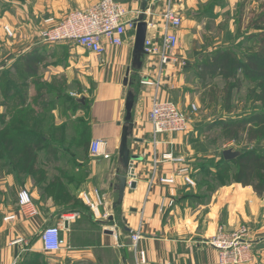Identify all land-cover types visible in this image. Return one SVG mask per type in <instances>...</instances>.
<instances>
[{
    "label": "crops",
    "instance_id": "1",
    "mask_svg": "<svg viewBox=\"0 0 264 264\" xmlns=\"http://www.w3.org/2000/svg\"><path fill=\"white\" fill-rule=\"evenodd\" d=\"M4 1V11H0V71L10 69L20 57L34 50L62 48L61 44L42 41L40 31L46 27L45 20L53 18L58 22L67 13L86 9L100 0ZM116 1L130 12L129 20L136 19L141 11V0ZM205 1L184 0L190 18L183 20L179 34L183 42L195 34L194 27L202 21L199 10L201 2ZM229 2L233 9L239 0ZM148 3V21L158 23L165 2L154 4L149 0ZM5 27L11 31L12 38L4 31ZM158 34L152 32L157 39ZM135 36L136 31L129 29L123 46H109L101 59L90 55L96 67L95 87L88 104L84 105L85 100L81 102L87 113L90 145L85 156L89 160L76 159L74 179L68 182L67 189L74 194L71 193L74 201L79 200L86 208L90 206L86 205L84 196L95 202L96 193L102 205L96 212L75 206L74 211L72 208L66 211L47 201L37 205L40 215L31 219L23 217L19 206L15 211L10 209L11 206L0 205V264L15 261L17 264H220L219 252L209 245L208 240L218 228L232 233L241 226L253 230L252 264H264V198H260L252 187L236 183L215 185L208 192L207 184L194 181L207 176L201 174L199 167L194 171L198 163L206 159L201 157L198 128L194 126L189 134L188 131L155 136L149 123L148 114L156 98L184 102L185 108L196 103L190 96H198L197 93L193 95L188 91L195 89L188 76L197 62L184 55L186 52L190 55L189 48L184 50L186 46L183 45V51L179 46L175 52L176 62L164 65L161 77L159 57L143 58L142 69L138 72L141 78L139 92L135 93L134 128L129 144L132 156H138L140 160L133 163V175L124 166L119 154L129 91L124 86V79L127 69L132 66ZM180 52L187 58L186 62L179 57ZM146 76L159 84L142 85ZM196 79L201 85L198 76ZM192 133H195L193 139ZM94 141L106 145L108 158L91 155ZM166 155H172L171 159H166ZM179 159L184 163L175 161ZM186 167L195 186L184 180L181 171ZM210 175L214 180L215 174ZM120 176L128 177L122 202L119 199ZM164 179H173L174 183H162ZM133 182L135 188H131ZM32 194L35 195V191ZM71 215L74 217L67 219ZM63 220L62 236L69 248L56 253L44 252L40 237L42 230L57 226ZM107 231L113 233L107 234ZM138 231L142 238L134 243L132 235ZM19 240L22 242L15 244Z\"/></svg>",
    "mask_w": 264,
    "mask_h": 264
},
{
    "label": "rangeland",
    "instance_id": "2",
    "mask_svg": "<svg viewBox=\"0 0 264 264\" xmlns=\"http://www.w3.org/2000/svg\"><path fill=\"white\" fill-rule=\"evenodd\" d=\"M176 3L182 9L183 19H189L184 0H176ZM201 3L199 11L203 19L194 27L195 34L188 36L184 42L180 39L181 51L183 45L186 46L184 50H190V55L187 52L184 54L188 60L191 58L198 63L219 48H229L240 56L257 52L261 38L260 29L254 24L264 16V0H239L233 9L229 0ZM5 4L6 1L0 0V11H4ZM7 29H4L6 33ZM8 36H12L11 31ZM53 44H61L62 48L55 47L53 50L56 53L47 48L39 51L42 60L36 76H27L23 64H19V70L0 71V205L11 206L10 209L15 211L19 209V194L24 190L31 191V194L35 191L32 196L39 206L49 201L60 210L65 208L68 211L75 206L91 211L79 200L74 201L75 197L67 187L68 182L74 179L76 159H85L86 148L90 145L87 113L81 102L85 100V106L89 102L95 87L96 67L91 56L80 51L81 48L75 44L66 41ZM185 56L180 52L179 57L184 62L187 59ZM53 67L59 69L54 70ZM194 71L197 72V69L191 70L188 77H191L195 89L188 91L193 95L197 93L198 96H190L196 103L185 108L184 102H171L189 117L188 134L194 126L199 130L197 140L203 154L201 157L205 156L206 159L198 163L194 171L199 167L205 172L200 171L201 174L207 176L194 181L207 184L210 192L215 185H220V181L212 180L210 174H218L217 178L221 175L222 171H218L214 164L216 160L218 163L223 159L225 150L245 153L258 148L264 152V140L262 143H250L242 135L234 140L230 136L231 131L225 130V124L261 111L264 107L255 99L256 93L260 92L259 81L243 77L239 72L241 85L234 87L232 95L228 96L223 78L208 80L202 86L196 81ZM138 72L132 69L130 81L133 85L128 87L129 91L134 90L135 93L139 92L141 77ZM230 83L236 84L234 80ZM191 135L193 139L195 133ZM235 168L231 167L227 177H224L228 185L234 183L232 175ZM242 227L253 231L249 226ZM252 241L255 245L253 237Z\"/></svg>",
    "mask_w": 264,
    "mask_h": 264
},
{
    "label": "built area",
    "instance_id": "3",
    "mask_svg": "<svg viewBox=\"0 0 264 264\" xmlns=\"http://www.w3.org/2000/svg\"><path fill=\"white\" fill-rule=\"evenodd\" d=\"M165 2V9L160 15L158 23L148 21L150 6L147 7L148 33L145 42L146 56L159 57L161 61V77L164 65L176 62V50L180 46L179 34L183 27L182 9L177 5L176 0H152V3ZM141 14L134 20H129L130 12L126 7L116 0H100L86 9L75 10L67 13L62 20L56 22L53 18L45 20L44 29L40 31L43 42L56 43L61 41L71 42L81 48L85 53L103 58L109 46L121 47L127 41L129 29L136 31V22ZM152 32L159 33V38L152 35ZM7 34L10 31L7 29ZM155 34V33H154ZM144 85H156L159 81H152L150 76L142 80ZM149 123L153 127L155 136L162 134H183L189 131L190 119L174 103L170 101H159L157 98L148 114ZM105 144L102 141H94L91 147V155L95 158H108L105 152ZM172 155H166L171 159ZM184 163L183 159L175 160ZM181 173L185 176V182L195 186L189 177V169L184 168ZM162 183L172 184L173 179H164ZM86 205L96 212L102 205L98 194L96 201L92 202L89 197L84 196ZM19 208L27 219L36 218L40 215L37 204L28 190L19 194ZM73 218V217H72ZM67 218V219H72ZM64 222L57 226L46 227L41 232L43 251L56 253L62 249L69 248L65 238L62 236ZM142 238L138 231L132 235V241L137 243ZM19 240L15 244H19ZM209 245L219 252L220 264H252L254 261V243L252 232L247 227H242L235 232L226 233L223 228L208 240ZM17 264V261L13 262Z\"/></svg>",
    "mask_w": 264,
    "mask_h": 264
},
{
    "label": "trees",
    "instance_id": "4",
    "mask_svg": "<svg viewBox=\"0 0 264 264\" xmlns=\"http://www.w3.org/2000/svg\"><path fill=\"white\" fill-rule=\"evenodd\" d=\"M254 25L258 30L260 29L261 41L257 52L245 53L240 56L239 53L231 51L229 48H219L211 56L200 60L195 67L202 86L208 80H213L217 77L223 78L226 81L225 90L228 96L232 95L234 87L241 85L238 78L239 72L242 73L243 77L259 81L258 87L260 92L259 94L256 93L255 99L257 103L262 104L264 107V16L259 17ZM252 37L254 38L255 35H252ZM41 60L42 57L39 51L34 50L20 57L18 62L10 69L19 70V64H23L24 73L27 76L34 77L39 73ZM232 80L236 82L235 85H231L230 82ZM132 85L129 87H132ZM131 91L136 95L133 90ZM225 130L227 132L231 131L230 136L234 140H238L242 135L250 143H262L264 140V108L249 116L225 124ZM233 166L236 167V170H232L234 173L232 175V182L244 187H252L260 198H264V152H260L256 148L247 150L240 158L233 162L220 159L218 163L214 164V167L223 173L221 172L218 178V174H215L213 179L219 180L220 186H227L228 183L224 177H227L228 170ZM71 208L74 211V207Z\"/></svg>",
    "mask_w": 264,
    "mask_h": 264
},
{
    "label": "water",
    "instance_id": "5",
    "mask_svg": "<svg viewBox=\"0 0 264 264\" xmlns=\"http://www.w3.org/2000/svg\"><path fill=\"white\" fill-rule=\"evenodd\" d=\"M138 1V0H137ZM141 14L136 22V36L134 42L133 49V61L132 66L127 69L126 77L124 79V86L129 87L132 83L130 81V74L132 69L136 71H140L143 66V58L147 55L145 51V42L148 33V25H147V7L149 0H141ZM135 104V95L132 91L128 92L127 100H126V116H125V125L122 127L121 134V148H120V157L122 158L124 166L130 170V173L134 174L133 163L135 161H139L140 157L132 156L130 150V136L133 131V108ZM244 153L236 151L234 149H228L223 152V159L227 162H233L240 158ZM126 176H120L119 178V199L122 202L125 194V189L127 186ZM136 184L133 182L131 184V188H135ZM66 228H68V224H66ZM107 234H112V231H107Z\"/></svg>",
    "mask_w": 264,
    "mask_h": 264
}]
</instances>
